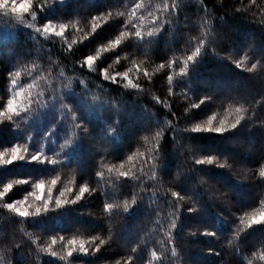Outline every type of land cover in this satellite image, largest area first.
<instances>
[{
  "label": "trees",
  "instance_id": "1",
  "mask_svg": "<svg viewBox=\"0 0 264 264\" xmlns=\"http://www.w3.org/2000/svg\"><path fill=\"white\" fill-rule=\"evenodd\" d=\"M12 8L0 153L24 159L0 165V264H264V0Z\"/></svg>",
  "mask_w": 264,
  "mask_h": 264
},
{
  "label": "snow or ice",
  "instance_id": "2",
  "mask_svg": "<svg viewBox=\"0 0 264 264\" xmlns=\"http://www.w3.org/2000/svg\"><path fill=\"white\" fill-rule=\"evenodd\" d=\"M6 6H7V0H3V2H0V8H4ZM30 7H31V0H24V3H21L18 7L15 4V0H13V8H12V10L14 12H28V10H29ZM33 18H35L34 15H33ZM44 31L45 32H48L49 31V28L48 27H45L44 28ZM60 34H62V33H57V35H60ZM148 35L151 36L152 35V32H149ZM135 36L136 37H140L141 36V33L139 31H137L135 33ZM115 43L118 45L120 43V40L117 39L115 41ZM196 51L198 53L199 52V48H197ZM194 55H195V53H194ZM93 59H94L93 57L89 56L87 58V63L89 65H91L92 62H93ZM192 59H193V56H188V60L189 61H191ZM17 75H19V73H17ZM126 77H127V73H125V78ZM113 79H115V78H113ZM169 80H171V77H169ZM129 83H131V81H129ZM13 84H15V81H13ZM30 87H31V85H30ZM17 95H19V93H17ZM237 111L239 112L240 109H237ZM8 113L15 114V115H19V112L16 110V106L14 104V101L11 100V99L8 100V102H7V113H0V115H6ZM10 118H11V116H9V119ZM213 119H215V117H213L212 119L208 120V122H207L208 125H209L208 128H202L201 126H197V127H195L193 129V131L194 132H201V131H209V132H211V131H215L217 133H220L223 130V124H224V122L223 121L221 122V127L213 129L211 127V124H212V120ZM238 123H239V120H237L236 124H238ZM236 124H232V127L235 128L236 127ZM20 151L21 150H20L19 147H13V148H11L12 158L11 159H7V160H5L3 158L4 155H6V153H0V165H10V164L13 163V161H15L17 159L23 160L24 159V156H22L20 154ZM39 159H40V154H36V155H33L31 157V161H38ZM198 163H204V161L201 160V161H198ZM208 163L211 164L212 161L211 160H208ZM110 171H111V169H110ZM260 175L261 176H264V171H261ZM24 182H26V181H23V180L17 181V183H24ZM55 183H56V181L53 180L52 181V184L55 185ZM11 188H12V184L9 183L5 187L4 192L9 191ZM35 188L38 189V190H40L42 192L43 191V188H44V181H40L39 183H36L35 184ZM86 191H88V189L86 187H82L80 189V195L82 196L84 194V192H86ZM63 195H64V193L61 192V196H63ZM79 198L80 197L78 196L77 199H79ZM36 199H40V196H37ZM17 203L22 204L23 202H17ZM59 203L60 202L57 201V204H59ZM6 207L9 210H11V211L16 212L21 217H27L29 215V212H28V210L26 208H23V207L18 208L16 203L7 204ZM109 207H111V205H109ZM45 209H47V203L45 204ZM125 210L127 211V209H125ZM39 211H40V209L37 208L36 209V212L39 213ZM252 222L253 223H261V222H264V214L261 215V217H260L259 220H255L254 219ZM55 242H56L55 240L52 241L53 244H55ZM70 243L75 244L76 241L73 240V241H70ZM81 250H83V243H81ZM53 255H55V253H53ZM67 255L68 256H71L72 255V252L69 251L67 253Z\"/></svg>",
  "mask_w": 264,
  "mask_h": 264
}]
</instances>
